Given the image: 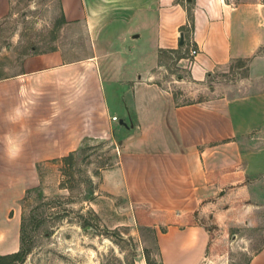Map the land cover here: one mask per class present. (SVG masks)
<instances>
[{"label": "crops", "instance_id": "0c3cea01", "mask_svg": "<svg viewBox=\"0 0 264 264\" xmlns=\"http://www.w3.org/2000/svg\"><path fill=\"white\" fill-rule=\"evenodd\" d=\"M58 1L91 49L27 56L18 73L0 78V257L20 248V221L5 206L35 184L38 166L111 138L121 121L118 161L99 177L103 198L184 216L225 178L263 207L264 135L250 133L264 125V97L175 107L155 78L167 49L180 51L195 81L233 62L247 63L251 79L264 77V0ZM9 11L10 0H0V19ZM209 244L200 225L155 236L159 264H202ZM247 264H264V245Z\"/></svg>", "mask_w": 264, "mask_h": 264}, {"label": "rangeland", "instance_id": "374dc122", "mask_svg": "<svg viewBox=\"0 0 264 264\" xmlns=\"http://www.w3.org/2000/svg\"><path fill=\"white\" fill-rule=\"evenodd\" d=\"M84 41L82 31L65 24L58 0H10L9 13L0 19V78L18 73L27 56L88 52ZM181 55L165 50L155 78L173 106L264 97V77L251 79L247 63L233 62L195 81L189 66L178 62ZM114 112L121 116L120 109ZM260 116L264 121V109ZM117 126L111 138L86 140L65 160L38 166L35 184L20 190L14 206H5L6 212L12 208L9 217L15 214L20 221V248L0 264H138L143 259L159 264L155 236L169 225L205 227L210 244L202 264H247L264 245V204L250 201L248 192L239 190L241 181L220 178V190L184 216L98 194L100 173L118 161L125 130ZM250 134L257 141L264 125ZM260 140L264 145V137Z\"/></svg>", "mask_w": 264, "mask_h": 264}, {"label": "built area", "instance_id": "2783aa9c", "mask_svg": "<svg viewBox=\"0 0 264 264\" xmlns=\"http://www.w3.org/2000/svg\"><path fill=\"white\" fill-rule=\"evenodd\" d=\"M195 55H196V51L192 49V50L190 51V56L193 57V56H195ZM111 120H112V121H117V118H116V117H112Z\"/></svg>", "mask_w": 264, "mask_h": 264}, {"label": "trees", "instance_id": "16d2710c", "mask_svg": "<svg viewBox=\"0 0 264 264\" xmlns=\"http://www.w3.org/2000/svg\"><path fill=\"white\" fill-rule=\"evenodd\" d=\"M71 154H72V153H70L68 156H66V157L62 158L61 160H62V161H63V160H65L66 158L70 157V156H71ZM0 258H2V257H0Z\"/></svg>", "mask_w": 264, "mask_h": 264}, {"label": "water", "instance_id": "95a60500", "mask_svg": "<svg viewBox=\"0 0 264 264\" xmlns=\"http://www.w3.org/2000/svg\"><path fill=\"white\" fill-rule=\"evenodd\" d=\"M119 124L125 126V123H123L122 121Z\"/></svg>", "mask_w": 264, "mask_h": 264}]
</instances>
